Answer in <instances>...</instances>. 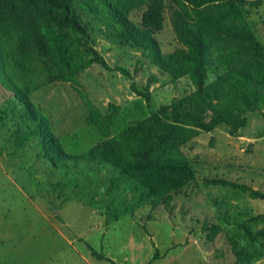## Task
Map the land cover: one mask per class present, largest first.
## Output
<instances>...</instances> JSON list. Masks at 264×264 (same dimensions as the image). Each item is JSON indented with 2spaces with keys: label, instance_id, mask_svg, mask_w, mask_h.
<instances>
[{
  "label": "rangeland",
  "instance_id": "obj_1",
  "mask_svg": "<svg viewBox=\"0 0 264 264\" xmlns=\"http://www.w3.org/2000/svg\"><path fill=\"white\" fill-rule=\"evenodd\" d=\"M162 1L164 27L155 37L170 53L179 47L171 23L176 6ZM256 1L237 0L264 45V0ZM145 10L130 18L140 23ZM92 44L132 78L94 64L76 86L56 81L31 94L49 132L72 155L104 141L81 94L114 136L194 91L188 77L173 81L110 32L98 30ZM132 83L150 92V106ZM29 125L23 106L0 84V264H111L90 248L116 264H264V238L256 235L264 229V108L248 114L237 136L222 126L184 146L197 179L158 207L141 198L144 186L135 180L113 185L107 167L67 161L55 168L37 138L26 140ZM216 226L221 230L213 235Z\"/></svg>",
  "mask_w": 264,
  "mask_h": 264
},
{
  "label": "trees",
  "instance_id": "obj_2",
  "mask_svg": "<svg viewBox=\"0 0 264 264\" xmlns=\"http://www.w3.org/2000/svg\"><path fill=\"white\" fill-rule=\"evenodd\" d=\"M171 1L179 47L164 53L155 37L164 27L162 0H0V84L26 111L32 125L26 140L37 138L55 168L66 167L67 161L77 167L97 164L115 174L113 185L116 180H135L144 186L141 198L150 199L153 207L196 181L184 146L222 126L237 136L248 114L264 108V45L237 0ZM142 7L146 10L136 23L130 15ZM98 30L140 52L173 81L188 77L194 91L114 136L81 94L104 141L83 155H72L49 132L48 118L35 108L31 94L56 81L76 86L77 76L94 64L131 79L127 68H112L94 48L92 37ZM131 89L151 105L149 91L140 92L133 83ZM109 109L119 110L113 105ZM220 230L216 226L213 235ZM256 235L264 238V229ZM90 250L99 260L116 264Z\"/></svg>",
  "mask_w": 264,
  "mask_h": 264
},
{
  "label": "crops",
  "instance_id": "obj_3",
  "mask_svg": "<svg viewBox=\"0 0 264 264\" xmlns=\"http://www.w3.org/2000/svg\"><path fill=\"white\" fill-rule=\"evenodd\" d=\"M87 262H88V260H87Z\"/></svg>",
  "mask_w": 264,
  "mask_h": 264
}]
</instances>
